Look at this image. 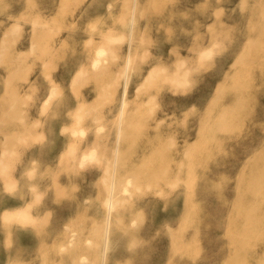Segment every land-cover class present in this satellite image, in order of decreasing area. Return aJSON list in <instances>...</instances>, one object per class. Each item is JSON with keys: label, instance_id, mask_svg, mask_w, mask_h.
Instances as JSON below:
<instances>
[{"label": "rangeland", "instance_id": "obj_1", "mask_svg": "<svg viewBox=\"0 0 264 264\" xmlns=\"http://www.w3.org/2000/svg\"><path fill=\"white\" fill-rule=\"evenodd\" d=\"M0 264H264V0H0Z\"/></svg>", "mask_w": 264, "mask_h": 264}, {"label": "bare ground", "instance_id": "obj_2", "mask_svg": "<svg viewBox=\"0 0 264 264\" xmlns=\"http://www.w3.org/2000/svg\"><path fill=\"white\" fill-rule=\"evenodd\" d=\"M132 14V13H131ZM132 18V17H131ZM15 26V25H14ZM18 26V25H16ZM15 26V27H16ZM36 26V23L33 24V28H35ZM11 31V30H10ZM130 37V36H129ZM118 38V37H116ZM116 38H112V37H106L104 39V43L97 46L94 51H93V55L90 59V67L91 69H99L103 66V63L105 61H107L108 57L112 58L111 56H113V52L112 50L110 49V44H112V41H117L118 39ZM121 40V35L119 37ZM131 38V37H130ZM112 46V45H111ZM34 47V44L32 43L31 44V48ZM210 53V52H209ZM202 55V54H201ZM202 56H206V53L205 55L203 54ZM115 58V57H114ZM134 58V56H133ZM126 61H125V67L123 71V75L125 76V74L129 71L131 65H132V58L130 56H127V58H125ZM110 60V59H109ZM180 65V64H179ZM184 65V64H183ZM121 67V68H123ZM181 67V66H180ZM105 68V66H104ZM103 68V69H104ZM182 68V67H181ZM164 70V69H163ZM79 71V70H78ZM94 71V70H93ZM175 71V70H174ZM79 76H82L85 74V70L82 68L80 71H79ZM116 72V71H115ZM177 72V71H176ZM186 73L188 72H184L182 74H174L172 77H170V80H172L175 84L177 83V85H179V83L182 85V83L186 80ZM115 74V73H114ZM122 74V73H121ZM77 76V75H76ZM120 76V74H119ZM169 79V78H168ZM115 80V78H114ZM166 80V78H165ZM76 81V79H75ZM167 82H171V81H168ZM171 84H173L171 82ZM174 84V85H175ZM125 87V86H124ZM126 92V90H125ZM52 96V95H51ZM121 100H122V107H126L125 106V94H124V91L122 92V95H121ZM46 104V103H45ZM79 105V104H78ZM46 106V105H44ZM43 106V108H44ZM83 106V105H82ZM80 107V106H79ZM76 109V108H75ZM85 109V108H84ZM125 109V108H124ZM123 109V110H124ZM44 110V109H42ZM82 110H83V107H80L78 108L77 107V111L73 114V117H74V122L72 124V126L70 127V133L72 134V136H74L75 138L78 137V138H83L85 135H86V132H87V129L82 127L81 126V120L83 118V114H82ZM86 110V109H85ZM123 110L120 112V117L123 116ZM87 111V110H86ZM87 113V112H86ZM87 115V114H86ZM70 116V115H69ZM99 120V119H97ZM123 120V119H122ZM100 121V120H99ZM37 124V123H36ZM97 124V123H95ZM101 126V125H100ZM99 126V127H100ZM98 127V126H96ZM66 128V127H65ZM102 128V127H101ZM103 129V128H102ZM118 136L120 135V131L117 132ZM34 137V136H33ZM39 137V136H38ZM98 144L96 143L95 145H93L90 149H88L87 152H85L84 154L82 153V155H80L79 157H76L75 156V151H76V146L75 145H69L68 148H67V151L66 152V155H68V158H71V162L76 161L78 165L80 166H83L87 163H90V162H99L101 161V156L98 155ZM104 149V148H103ZM115 153V152H114ZM65 155V157H66ZM67 158V157H66ZM65 158V159H66ZM64 159V158H63ZM67 161V159H66ZM68 163V162H67ZM113 166V165H112ZM67 170V169H66ZM28 175V174H27ZM106 185H107V196L106 198L104 199L103 201V220H102V225H101V228L99 229V232H98V237H99V240L101 242V250H102V253L103 254V250L104 248L106 247L107 243H108V239H109V235H110V230H111V225H112V214L113 212L116 210L117 206L119 205V201H118V198H116L119 194L121 193L120 196H122V194H127L128 193V187L131 186L129 185L131 183L130 180H127L126 182L124 181V183L122 182H111V181H106L105 182ZM105 185V186H106ZM129 185V186H128ZM33 190V189H32ZM117 195V196H116ZM122 199V198H121ZM36 200V199H35ZM121 201V200H120ZM121 203V202H120ZM28 206V205H27ZM13 214V213H12ZM16 216V214H15ZM21 216V215H20ZM19 216V217H20ZM25 216V215H23ZM14 217V216H13ZM18 218V217H16ZM15 218V220H16ZM24 217H22V220ZM26 218V217H25ZM11 219V218H10ZM8 220V219H7ZM14 220V221H15ZM21 220V219H20ZM22 220H21V223H22ZM19 221V220H18ZM27 221H29L27 219ZM33 222V221H32ZM85 257H82L81 260L82 261H85ZM81 261V262H82ZM84 263V262H82Z\"/></svg>", "mask_w": 264, "mask_h": 264}, {"label": "crops", "instance_id": "obj_3", "mask_svg": "<svg viewBox=\"0 0 264 264\" xmlns=\"http://www.w3.org/2000/svg\"><path fill=\"white\" fill-rule=\"evenodd\" d=\"M108 176H110V177H105V179L106 180H108V181H111V182H115L116 180H114L113 179V175H108ZM106 182V181H105ZM118 183V182H117ZM106 196H107V189H106ZM106 196H105V198H106ZM104 198V199H105ZM104 201V200H103ZM15 214H16V216H15ZM21 215V216H20ZM23 215H25V216H23ZM10 216H14L13 218L15 219L16 217H18V218H16V221H18L19 220V222H21V220H22V217H24L23 219L24 220H22V222H28L27 221V219L30 221V216H29V213L26 211V210H16V211H14V213L12 214V215H10V214H8V215H6L5 216V218H7V219H9V217ZM20 216V217H19ZM26 217V218H25ZM21 219V220H20ZM102 220H103V215H102ZM102 223V222H101ZM101 225L102 224H100L99 225V229L101 228ZM99 229H98V231H97V235H98V232H99ZM97 238V237H96ZM109 247H110V242H109ZM81 259V258H80Z\"/></svg>", "mask_w": 264, "mask_h": 264}]
</instances>
